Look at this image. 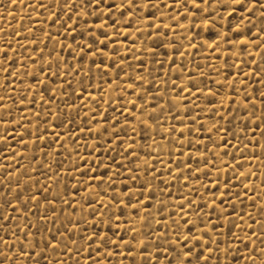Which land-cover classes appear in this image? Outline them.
Listing matches in <instances>:
<instances>
[{
	"label": "rangeland",
	"instance_id": "obj_1",
	"mask_svg": "<svg viewBox=\"0 0 264 264\" xmlns=\"http://www.w3.org/2000/svg\"><path fill=\"white\" fill-rule=\"evenodd\" d=\"M0 264H264V0H0Z\"/></svg>",
	"mask_w": 264,
	"mask_h": 264
},
{
	"label": "snow or ice",
	"instance_id": "obj_2",
	"mask_svg": "<svg viewBox=\"0 0 264 264\" xmlns=\"http://www.w3.org/2000/svg\"><path fill=\"white\" fill-rule=\"evenodd\" d=\"M237 2H242V0H237ZM259 2V0H257ZM97 3H99V0H97Z\"/></svg>",
	"mask_w": 264,
	"mask_h": 264
}]
</instances>
